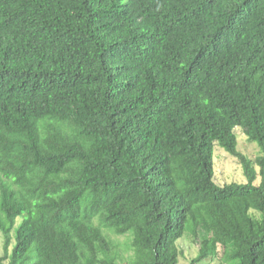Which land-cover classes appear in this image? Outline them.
<instances>
[{
	"label": "trees",
	"instance_id": "16d2710c",
	"mask_svg": "<svg viewBox=\"0 0 264 264\" xmlns=\"http://www.w3.org/2000/svg\"><path fill=\"white\" fill-rule=\"evenodd\" d=\"M0 232V264H264V0H0Z\"/></svg>",
	"mask_w": 264,
	"mask_h": 264
},
{
	"label": "rangeland",
	"instance_id": "374dc122",
	"mask_svg": "<svg viewBox=\"0 0 264 264\" xmlns=\"http://www.w3.org/2000/svg\"><path fill=\"white\" fill-rule=\"evenodd\" d=\"M236 134L238 138V149L240 152L245 154L250 158H255L258 156L261 151L256 142H250L247 139V136L243 133L241 128L237 127ZM214 170H215V178L219 183L224 182H244L245 177L242 173L241 166L238 161L229 155V153L223 149L222 147L216 146L214 150ZM111 237L121 243V246L124 247L127 243L129 237L127 235L117 236L111 233ZM178 245L182 250V254L179 258V264H189V261L192 257L197 254L198 246L194 242H191L188 238H182L178 241ZM3 252V236L0 232V253ZM124 257H127L126 252L122 251ZM221 255V248H220ZM219 255V256H220ZM220 259L216 257L215 259H208L202 261L199 264H219Z\"/></svg>",
	"mask_w": 264,
	"mask_h": 264
}]
</instances>
